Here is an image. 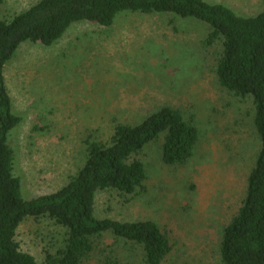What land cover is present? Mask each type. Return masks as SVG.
<instances>
[{"label": "rangeland", "instance_id": "374dc122", "mask_svg": "<svg viewBox=\"0 0 264 264\" xmlns=\"http://www.w3.org/2000/svg\"><path fill=\"white\" fill-rule=\"evenodd\" d=\"M40 0H5L10 20ZM240 15L264 11V0H207ZM208 27L174 15L124 13L111 28L73 24L52 47L25 42L5 66L14 112L23 123L10 135L23 195L31 199L64 187L84 166L86 140L109 143L118 124L138 125L162 107L196 125L199 141L185 166L161 160L160 142L148 146L146 193L123 198L104 191L96 216L121 222L155 221L169 233L166 264H222L223 228L239 210L259 140L251 98L220 87V46L205 48ZM67 230L49 219L27 218L21 249L46 264L63 248ZM84 264H144L142 250L106 234Z\"/></svg>", "mask_w": 264, "mask_h": 264}, {"label": "trees", "instance_id": "16d2710c", "mask_svg": "<svg viewBox=\"0 0 264 264\" xmlns=\"http://www.w3.org/2000/svg\"><path fill=\"white\" fill-rule=\"evenodd\" d=\"M0 0V264H39L23 251L18 230L27 218L49 219L67 230L63 248L46 253V264H84L95 242L106 234L142 250L144 264H166L173 253L168 232L155 221L121 222L96 216L97 195L113 191L123 198L146 193L148 173L141 156L160 142L161 160L185 166L194 157L199 131L179 110L162 107L138 125L118 124L109 143L86 140L84 166L61 189L26 199L17 175L11 132L23 123L13 109L5 66L25 42L52 47L78 22L111 28L124 13L174 15L208 27L205 48L220 46L215 74L221 88L251 98L259 151L237 213L223 228L222 264H264V11L240 15L207 0H40L10 20Z\"/></svg>", "mask_w": 264, "mask_h": 264}]
</instances>
